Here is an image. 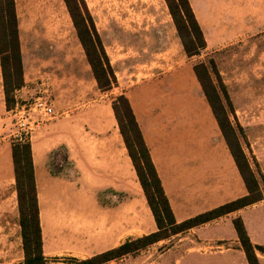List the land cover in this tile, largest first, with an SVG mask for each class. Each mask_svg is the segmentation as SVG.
Masks as SVG:
<instances>
[{
  "label": "rangeland",
  "instance_id": "obj_1",
  "mask_svg": "<svg viewBox=\"0 0 264 264\" xmlns=\"http://www.w3.org/2000/svg\"><path fill=\"white\" fill-rule=\"evenodd\" d=\"M76 1L71 8L81 14L78 23L89 28L96 51L105 52L116 84L98 87L64 0H15L23 85L8 109L0 69L2 176L11 164L10 178L0 176V264L24 262L11 152L24 140L16 107L29 108L38 96L56 113L49 120L35 116L39 124L27 138L48 151L49 177L37 188L47 264L88 258L147 235L149 222L156 226L150 208L158 209L154 190L145 191L138 175L149 173L131 144L135 134L124 126V135L126 118L120 112V122L112 109L121 95L138 127L151 124L148 147L139 130L168 203L199 199L212 205L229 195L227 184L235 182V174L228 142L245 155L264 196V6L259 0H199L194 11L188 0L203 47L194 31L189 33V18L177 0ZM185 45L197 55L189 57ZM102 63L107 68L104 58Z\"/></svg>",
  "mask_w": 264,
  "mask_h": 264
},
{
  "label": "trees",
  "instance_id": "obj_2",
  "mask_svg": "<svg viewBox=\"0 0 264 264\" xmlns=\"http://www.w3.org/2000/svg\"><path fill=\"white\" fill-rule=\"evenodd\" d=\"M64 1L69 9L73 24L77 29V35L80 43L85 49L87 62L92 69V74L98 83V87L101 90L111 89L113 85L116 84V77L112 67L110 66L108 58L105 55V52L102 51V53H98L96 51V43L92 38L89 28L86 26L81 27L79 25L77 17L82 20L81 14L77 8V13H75L71 8L72 2H75L76 4L77 1ZM177 2H179L177 7L182 9L183 13L187 16V18H189V23L191 25V27L189 26L190 28L187 27L189 33L193 30L197 38L200 39L201 47H203L205 45L204 39L202 37L201 31L199 30V26L196 22L188 0H177ZM93 30H95L94 27ZM190 35L192 36L193 34L191 33ZM185 51L189 57L197 55V52H192L191 49L186 45ZM103 58L107 68L103 67ZM0 69L6 107L11 109L15 104L13 94L23 85V66L19 43V29L15 9V0H0ZM196 73L199 80L203 84L199 73ZM117 103L121 104L122 107L120 108L118 104H113L112 109L116 115V118H119L118 116L120 112H122L121 116L126 118L125 125H123V123L121 124V131L125 135L124 126H126L130 131L133 132V134H135L131 144L137 149L139 148V153H137L139 156L141 155V158H139L141 159L139 160L140 164L142 165L143 160L146 164V171L144 168L143 169L145 172L148 170L149 173V175H141V173H138L141 184L145 191H147V187L149 186L150 189L154 190V196L156 194L155 197L153 195L152 197L158 209H155L153 205H150V208L157 226V231L143 235L141 237L127 239L119 246L94 255L88 259L78 260L76 258H67L64 264H104L113 261L117 262L125 256L135 254L138 251L145 249L161 240H165L172 235L182 233L190 228L212 221L221 216L237 211L245 206L259 202L263 199V194L260 191L258 180L252 173L245 155L240 151V149L238 150V153H235L232 144L228 142V146L231 147V155L246 186L247 194L234 201L225 203L219 207L200 214L194 218L177 223L173 216L168 200L164 195L160 180L150 159L148 150L144 144L141 132L127 97L124 95L119 96L117 98ZM214 114L220 125L221 122L217 113L215 112ZM119 120L121 122L120 118ZM125 139L128 145L129 140L127 137H125ZM11 155L14 164L16 191L19 203L20 217L18 222L22 230L23 239V264H47L48 261L44 257L42 248L35 168L30 140H25L21 143L15 144L12 147ZM130 156L135 159L132 153H130ZM244 169L247 170L248 176H250L254 187H251ZM147 197L150 201L148 194ZM233 224L248 263L259 264L256 256V250L264 254V248L253 246L251 244L240 218L234 219Z\"/></svg>",
  "mask_w": 264,
  "mask_h": 264
},
{
  "label": "crops",
  "instance_id": "obj_3",
  "mask_svg": "<svg viewBox=\"0 0 264 264\" xmlns=\"http://www.w3.org/2000/svg\"><path fill=\"white\" fill-rule=\"evenodd\" d=\"M189 2L193 8L194 5H198L199 0H189ZM259 2L263 7L264 5L262 0H259ZM150 125V122L148 124L142 122L139 125L147 147L151 143L147 134V129L151 128ZM37 139L38 136L36 140ZM35 145L31 144L35 168L36 188H38L40 187L42 178L45 179L46 177H49V172L47 170L48 151L47 149L41 148L40 146L36 148ZM231 157L229 158V163L233 168V175L235 174V182L230 181L227 184L226 190L229 191V193H227L229 195L216 204L215 202L211 201L212 205H206V203L200 204L198 201L199 199H187L181 204H177L174 202V200H170L169 204L177 223L194 218L225 203L241 198L247 194L243 183L241 185L239 170L237 169L235 162L233 164V158ZM156 170L160 177L157 167ZM10 172L11 164L6 167V171H4L3 176L1 174L0 176H2V179L10 178ZM240 186H242L241 192ZM64 195L65 194L61 193V198H63ZM69 203L70 201L67 202V204ZM259 210L261 211L259 212ZM237 218L241 219L251 244L253 246L264 248L263 196V199L259 202L245 206L237 211L231 212L212 221L190 228L180 234L173 236L171 239L161 240L134 255H128L121 258L117 262L113 261L104 264H249L233 224V220ZM149 225L151 230L147 234L157 231V226H153L150 222ZM117 246L119 245H113L105 249L95 251L88 258ZM256 256L258 263L264 264V254L256 250Z\"/></svg>",
  "mask_w": 264,
  "mask_h": 264
},
{
  "label": "built area",
  "instance_id": "obj_4",
  "mask_svg": "<svg viewBox=\"0 0 264 264\" xmlns=\"http://www.w3.org/2000/svg\"><path fill=\"white\" fill-rule=\"evenodd\" d=\"M16 110H18V115L21 119L19 127L24 137L22 141L27 140L30 132L33 130V124H39L38 120H34L35 116L38 117V119L49 120L55 117L56 114L52 103L40 96L34 99L29 108H25V106L22 105L20 108L17 106ZM30 119L33 120L30 122Z\"/></svg>",
  "mask_w": 264,
  "mask_h": 264
},
{
  "label": "flooded vegetation",
  "instance_id": "obj_5",
  "mask_svg": "<svg viewBox=\"0 0 264 264\" xmlns=\"http://www.w3.org/2000/svg\"><path fill=\"white\" fill-rule=\"evenodd\" d=\"M182 17V16H181ZM183 18L185 19V16H183Z\"/></svg>",
  "mask_w": 264,
  "mask_h": 264
}]
</instances>
